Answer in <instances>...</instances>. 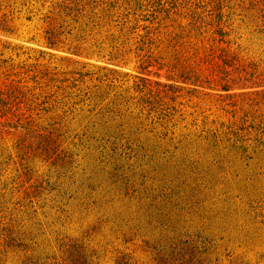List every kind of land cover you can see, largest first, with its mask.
<instances>
[{"label":"rangeland","instance_id":"1","mask_svg":"<svg viewBox=\"0 0 264 264\" xmlns=\"http://www.w3.org/2000/svg\"><path fill=\"white\" fill-rule=\"evenodd\" d=\"M0 264H264V0H0Z\"/></svg>","mask_w":264,"mask_h":264}]
</instances>
